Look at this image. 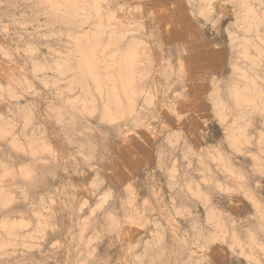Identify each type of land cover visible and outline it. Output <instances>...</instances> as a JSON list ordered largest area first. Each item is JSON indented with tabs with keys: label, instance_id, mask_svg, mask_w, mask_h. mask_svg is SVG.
Listing matches in <instances>:
<instances>
[{
	"label": "rangeland",
	"instance_id": "obj_1",
	"mask_svg": "<svg viewBox=\"0 0 264 264\" xmlns=\"http://www.w3.org/2000/svg\"><path fill=\"white\" fill-rule=\"evenodd\" d=\"M94 3L99 33L82 25ZM197 3L0 0V42L18 48L0 90V264H264V115L233 91L243 75L264 87V0H213L199 23ZM96 34L120 39V53H96L102 76L105 61L137 52L140 125L129 101L109 118L92 81L74 83V38Z\"/></svg>",
	"mask_w": 264,
	"mask_h": 264
},
{
	"label": "bare ground",
	"instance_id": "obj_2",
	"mask_svg": "<svg viewBox=\"0 0 264 264\" xmlns=\"http://www.w3.org/2000/svg\"><path fill=\"white\" fill-rule=\"evenodd\" d=\"M185 1L188 2V4H191L194 0H185ZM197 1H198V3H197L198 9L195 12V16H197L198 23H199L200 19H205L206 17H208L209 15L212 14L213 0H197ZM47 2H49L52 6L56 5V0H47ZM231 2L233 5L235 4V5H238L239 7H246V0H231ZM68 8H69L70 13L71 12L74 13L75 8H73V6L70 5ZM137 8H138L137 6L132 7L133 10H137ZM168 14L169 13L167 12V10H161V13H159V14L156 13L157 16L158 15L161 16L160 21H165L168 18L170 19V16ZM79 15H80V13H79ZM99 15H100L99 6L97 3H94V5L90 8V13L87 16L86 21L82 24L85 26L84 28H87V27L94 25V27L96 28L95 31H98L99 29L97 28V25H96L97 21H94V20L96 18L99 19L100 18ZM82 17H83V13H82ZM252 20L254 23L260 22V20L257 19L256 15L253 12H252ZM100 30H102V26H101ZM143 30H144V28H143ZM99 32L100 31H98L97 33H99ZM102 37L98 36V34H96V35L91 36L90 39L86 35H81V36L74 38V53H75V56H77L76 67L74 68V74L76 75V80L74 81V83L78 86L83 87L82 84H84V83L87 84L89 80L92 81V83L94 85V89L97 92V94L100 95L101 98L102 97L105 98V105H104L103 113L106 117H109V118H110V116L112 117L118 113L120 114V116H122V114L125 111L124 107H123V102L129 101L128 102L129 103V112H130L129 114L132 115V119L135 122V124L140 125V123H141L140 117L136 114L134 104L132 103V100H131L132 93L135 90L134 86H133V82L136 78L134 66H135V64H137V61H136L137 52H135V49H132V47L130 45L123 51L121 60L120 59L119 60L114 59L109 63H105V62H107V61H105L104 62V64H105L104 69L106 72H105V76H102L100 73V70L103 68V66H102L101 62L97 60L96 53L100 52L102 54H105L106 52H108L110 50H116L118 53H120V39L119 38H117V37L116 38L115 37L108 38V40L104 43ZM246 45L247 44H245V46L241 50V54H243V56H245V57H246V55H248V52H247L248 47ZM16 51H18V48L15 45H10L7 42H0V59L2 60V61H0V90L10 88V82L6 78L4 68L7 65H11V64L13 65L16 62V58L14 56ZM256 51L260 52L261 50L257 49ZM112 56L114 57V55H112ZM255 61L256 60L253 59L251 62L254 63ZM181 63H182V65L185 64L184 59H182V58H181ZM31 65H32V67L30 69L32 72L36 71V70H40V68L38 67L37 64H31ZM59 65H62L61 61L59 62ZM2 67H4V68H2ZM10 67H12V66H10ZM71 67H72V65L69 64L68 69L71 70ZM16 69L17 68H15V70ZM17 70L19 72V69H17ZM246 76L247 75H245V76L243 75V78L245 79V84H244L243 88H240L237 85L234 86L233 91H234L235 98H236V100L241 99V100L237 101V102H239V104H243V103L247 102L249 106H252L251 108H254V110L257 109L258 111L263 112V115H264V87H257L256 82L252 78H249V76H247V77ZM24 78H26V77H24ZM248 81H250V82H248ZM165 88H167V89L170 88V82H169L168 78H166V80L163 83L160 82L158 84V87L154 90V92L152 91L151 93L150 92L144 93L143 97H144V99H146L145 101H147L148 103H152L154 100H156L157 98H159L163 94ZM27 89L32 95L38 93V89L36 87H34L33 85L27 86ZM86 95L90 96L88 94V92H87V94L85 93V96ZM14 96H16V95H14ZM30 100H31L30 101V107L26 111V113L28 115V117H26V119L31 117L32 110L34 109V107L36 105L33 102L34 99L31 98ZM85 102L86 101L83 102V106L85 108H88V106H90V105H88V106L84 105ZM91 105H94V101H92ZM3 111H4V109H3ZM226 127L228 129H231L230 124H227ZM172 129L171 128L168 129L164 134V142L166 145L177 144L179 133L177 132L175 127L174 128L172 127ZM232 131H233V128H232ZM235 136H236L235 133L232 132L231 137L235 139ZM236 143H237V141H236ZM157 146H158V144L156 143L154 146L155 147L154 149H157ZM186 155H187V152H186ZM188 155H190V154L188 153ZM62 159L64 160V159H66V157L64 156V157H62ZM186 159H184V160H186ZM173 172L174 171H170V173L168 174L167 182L165 184L167 186V189L170 190V194L172 193V190L174 188H176L175 181L172 179L173 178ZM200 199L202 201H205V200H203L204 198H200ZM172 200L174 201L175 199L172 198ZM176 200H177V198H176ZM171 204H172L171 208H173V209L178 208L173 202ZM38 212H40V211H38ZM188 212H189L188 210H182L181 211V213H183L184 216H186L188 214ZM159 238H160V236H159Z\"/></svg>",
	"mask_w": 264,
	"mask_h": 264
}]
</instances>
